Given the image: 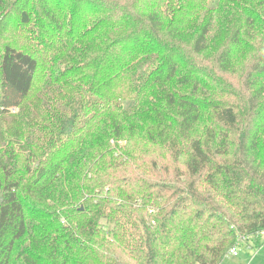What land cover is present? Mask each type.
<instances>
[{
    "label": "trees",
    "instance_id": "obj_1",
    "mask_svg": "<svg viewBox=\"0 0 264 264\" xmlns=\"http://www.w3.org/2000/svg\"><path fill=\"white\" fill-rule=\"evenodd\" d=\"M209 1L0 0L23 26L39 10L0 51V136L31 158L0 143V264H220L259 242L264 0Z\"/></svg>",
    "mask_w": 264,
    "mask_h": 264
},
{
    "label": "rangeland",
    "instance_id": "obj_2",
    "mask_svg": "<svg viewBox=\"0 0 264 264\" xmlns=\"http://www.w3.org/2000/svg\"><path fill=\"white\" fill-rule=\"evenodd\" d=\"M14 0H8V2L12 3ZM218 0H210L208 9L213 10L217 7ZM7 13L8 15V21L7 17L5 15L0 14V51L4 50L5 45L10 43H16L19 48L26 47L25 40L27 39V33H24L23 29H29L31 26H33L36 23V17L38 15V7L30 5L28 8V13L31 18V24H28L27 26H23L21 24V19L18 17V14L14 11L13 6H8L3 11ZM5 16V17H4ZM6 23V25H5ZM253 57H250L248 59V63L252 61ZM177 89H180V87L177 85ZM227 102L234 103V98L227 97L225 98ZM33 100H28L24 106L20 110H14L12 112V115L19 116L24 113L25 120H28L31 122V117L28 116V114L31 112V110H27L32 103ZM130 105V103H125V107L127 108ZM23 116V115H22ZM39 124H41L39 122ZM29 127V126H28ZM45 127V124L42 126ZM24 128V127H23ZM8 130V126L5 122L0 121V131ZM34 129L31 127L28 128V132L26 133L27 137H33L37 136V134L32 135L35 133ZM40 130H38V133ZM39 135V134H38ZM20 141V139H19ZM0 143L2 147V151H4V154L7 156H13L12 150H15L17 156H19L18 164L21 167H24L26 165V157H28V153L25 150H22L24 146H26V142L17 144L15 141L12 140L11 136H0ZM133 142L130 143L131 146H133ZM120 147H126L128 143L126 140L120 141L118 144ZM20 149L24 153L25 156H22L20 153ZM8 151V153L6 152ZM31 159L30 157H28ZM103 224L106 226V223L103 222ZM107 228H111L112 226H106ZM238 255H231L230 251L228 252V256L224 258V260L220 264H264V234L259 239V242L255 241L254 239H250L247 242H242L241 245H238Z\"/></svg>",
    "mask_w": 264,
    "mask_h": 264
},
{
    "label": "built area",
    "instance_id": "obj_3",
    "mask_svg": "<svg viewBox=\"0 0 264 264\" xmlns=\"http://www.w3.org/2000/svg\"><path fill=\"white\" fill-rule=\"evenodd\" d=\"M230 254L237 256L238 255V248L231 249Z\"/></svg>",
    "mask_w": 264,
    "mask_h": 264
}]
</instances>
